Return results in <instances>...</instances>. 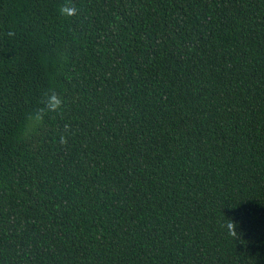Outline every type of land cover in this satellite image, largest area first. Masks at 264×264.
Returning <instances> with one entry per match:
<instances>
[{"label":"trees","instance_id":"obj_1","mask_svg":"<svg viewBox=\"0 0 264 264\" xmlns=\"http://www.w3.org/2000/svg\"><path fill=\"white\" fill-rule=\"evenodd\" d=\"M0 264H264V0H0Z\"/></svg>","mask_w":264,"mask_h":264},{"label":"clouds","instance_id":"obj_2","mask_svg":"<svg viewBox=\"0 0 264 264\" xmlns=\"http://www.w3.org/2000/svg\"><path fill=\"white\" fill-rule=\"evenodd\" d=\"M61 15H74L75 9H69L66 6L62 7L60 10ZM9 36L14 35V33L9 32ZM63 98L54 90H50L49 92L44 94V98L42 100V106L38 108L36 111L31 113L28 116V120L31 122L33 127H38L43 123L44 117L50 113H58L63 107ZM60 143L66 144L67 140L64 136L60 137ZM226 229L229 235L237 236V224L232 220L226 224Z\"/></svg>","mask_w":264,"mask_h":264}]
</instances>
